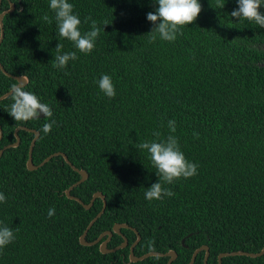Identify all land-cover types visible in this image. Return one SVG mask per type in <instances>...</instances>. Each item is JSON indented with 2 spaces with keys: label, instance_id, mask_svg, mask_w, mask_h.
<instances>
[{
  "label": "trees",
  "instance_id": "1",
  "mask_svg": "<svg viewBox=\"0 0 264 264\" xmlns=\"http://www.w3.org/2000/svg\"><path fill=\"white\" fill-rule=\"evenodd\" d=\"M13 3L3 18L0 44V97L25 75L26 91L50 106L56 124L44 135V117L17 123L8 114L9 96L0 101V221L14 230L15 240L0 252V264H166L168 257L129 262L148 251H175L172 264H188L193 252L207 246V264H219L221 253H258L264 247V29L230 16L236 0H200L202 11L195 23L182 29L175 42L157 38L150 43L153 25L147 13L153 0H69L81 19L80 31L90 30L91 17L101 31L91 54L77 53L66 69L53 67L59 43L50 0H2L0 12ZM264 12V8H261ZM53 17L47 24L41 17ZM107 24V25H105ZM64 52L74 51L67 40ZM65 72L68 74L65 75ZM109 75L116 96L109 99L98 88ZM176 121L180 149L198 165L197 174L165 185L172 197L149 202L145 192L158 182L140 142L169 135L167 122ZM48 156L63 153L88 178L70 194L89 204L99 192L106 201L102 216L86 241L96 240L114 224H126L120 233L128 246L102 254L99 246H83L79 237L101 210L95 199L90 209L69 199L65 191L80 175L60 155L36 170ZM198 133L199 138H195ZM55 215L48 217V210ZM113 234V249L123 237ZM105 239V238H104ZM103 239V240H104ZM184 239V245L181 241ZM205 251L194 264H203ZM222 264H264L257 258L231 256Z\"/></svg>",
  "mask_w": 264,
  "mask_h": 264
},
{
  "label": "clouds",
  "instance_id": "2",
  "mask_svg": "<svg viewBox=\"0 0 264 264\" xmlns=\"http://www.w3.org/2000/svg\"><path fill=\"white\" fill-rule=\"evenodd\" d=\"M237 9L230 13V16L238 22L248 21L255 23L264 29V0H236ZM157 6L154 12L147 13V21L153 27L148 34L149 42L154 43L157 38L165 42H175L178 34H182V29L196 22L201 11L200 0H153ZM217 7L223 9V0H217ZM49 8L54 13V20L58 29L59 43L56 45V55L53 67L58 70L66 69L70 61L78 59L77 53L85 56L91 54L95 48V42L100 34V27L97 21L90 16L85 18L84 23L90 22V30L82 33L80 31L81 19L78 14L73 13L74 6L69 0H50ZM41 19L47 24L53 23V17L45 14ZM107 25V24H105ZM70 42L74 51L64 52L62 41ZM68 73L65 72V75ZM21 80L23 83H21ZM27 77L23 75L11 86L9 98L12 101L8 114L17 123H26L33 119H39L41 115L46 123L42 126L44 135L50 133L56 121L52 119L53 112L50 106L42 103L37 95L31 91H26ZM99 91L109 99L115 98L116 90L109 75H102L97 81ZM169 135L162 138L158 131L153 132L157 139L140 142L136 147L141 151H146L158 182L152 184L145 192V199L149 202L162 200L164 197H172L174 193L165 185H171L180 179H189L197 174L198 165L186 159L180 149L179 141L174 135L176 132V121L167 122ZM199 138L198 133L193 134ZM0 203H6V197L0 193ZM55 215V209L48 210V217ZM15 240V233L12 228L0 221V252ZM148 251H154V241L148 242Z\"/></svg>",
  "mask_w": 264,
  "mask_h": 264
},
{
  "label": "water",
  "instance_id": "3",
  "mask_svg": "<svg viewBox=\"0 0 264 264\" xmlns=\"http://www.w3.org/2000/svg\"><path fill=\"white\" fill-rule=\"evenodd\" d=\"M1 1L0 0V8H1ZM10 4V7L8 10L6 11H3V12H0V44L2 43L3 41V38H4V30H3V18L4 16L7 14V13H10V12H13L14 11V4L9 2ZM0 70L7 76H10L2 67V65L0 64ZM22 76H16V77H12L14 80H20ZM21 83H23V81L21 80ZM28 83V79L26 81V84ZM10 92V91H9ZM7 92L5 93L4 95H2L0 97V101L7 98L10 93ZM41 117H43L41 115ZM21 129H25L27 130L26 128L24 127H20ZM20 128H17L16 131H15V138H16V141L15 143L11 144V145H8L6 147H4L1 151H0V157L2 156L4 150H6L7 148H11V147H17L20 143V138L17 134L18 130ZM30 132H33V134L35 135L31 144H30V147H29V153H28V159H27V163H26V166H27V169L32 171V170H36L39 166H43L46 162H48L51 158H53L54 156H62L64 158V160L67 162L68 165L71 166V168L78 172L79 175H80V179L78 182H76L75 184H73L69 189H67L65 191V194L66 196L71 199V200H74L76 202H78L80 205H82V207H84V209H90L95 201V199L99 198L102 200L103 202V205H102V208L101 210L97 213V215L89 222V224L87 225L86 229L83 231L82 235L79 237V242L81 245L83 246H94V245H98L99 246V251L102 253V254H110V253H114L116 252L117 250H120V249H124L128 246V240L123 236L121 235L120 233V229L121 228H130L128 225L126 224H114L112 229L110 231H105L103 232L96 240L92 241V242H88L86 241V235L88 233V231L90 230V228L93 226V224L102 216V214L104 213L105 211V208H106V201H105V198L104 196L97 192L95 193L93 196H92V199L90 200L89 204H84L79 198L77 197H74L70 194L71 190L75 187H77L78 185H80L81 183H83L87 178H88V174L83 171V170H78L76 169L74 166H72V164L70 163V161L67 159V157L65 156V154L63 153H55V154H52L50 156H48L45 160H43L39 165H34L33 164V161H32V149H33V146L36 142V140L38 139L39 137V132L35 131V130H29ZM2 136V133H1V128H0V138ZM131 230H133L136 235H137V239L136 241L130 245L129 247V262H132V263H135V262H139V261H142L148 257H168V261L166 264H172V262L176 259L177 257V254L175 251H168L166 253H159V252H149V253H146L140 257H137L134 255V248L136 247V245L138 244V242L140 241V235L138 234V232L133 229V228H130ZM113 234H118V235H121L123 237V242L113 248V249H109L107 247V244L108 242L111 240ZM105 238V239H104ZM104 239V240H103ZM182 245H184V239L181 241ZM201 251H205V256H204V260H203V264H207V261H208V257H209V249L207 246H202L198 249H196L192 256H191V259L189 261L188 264H194L195 262V259H196V256L199 252ZM264 255V247L258 252V253H248V252H244V251H235V252H230V253H221L219 256H218V263L219 264H222L221 263V259L224 258V257H231V256H246V257H249V258H257V257H261Z\"/></svg>",
  "mask_w": 264,
  "mask_h": 264
}]
</instances>
